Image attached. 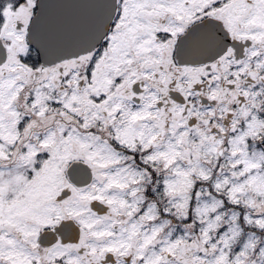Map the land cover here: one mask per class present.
I'll return each mask as SVG.
<instances>
[{
  "label": "snow or ice",
  "instance_id": "snow-or-ice-1",
  "mask_svg": "<svg viewBox=\"0 0 264 264\" xmlns=\"http://www.w3.org/2000/svg\"><path fill=\"white\" fill-rule=\"evenodd\" d=\"M0 264H264V0H0Z\"/></svg>",
  "mask_w": 264,
  "mask_h": 264
}]
</instances>
